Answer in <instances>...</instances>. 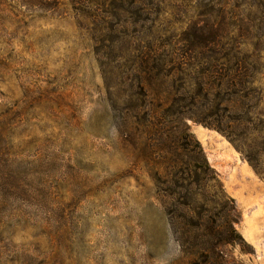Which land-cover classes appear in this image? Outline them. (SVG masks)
<instances>
[{
	"label": "rangeland",
	"instance_id": "obj_1",
	"mask_svg": "<svg viewBox=\"0 0 264 264\" xmlns=\"http://www.w3.org/2000/svg\"><path fill=\"white\" fill-rule=\"evenodd\" d=\"M200 210L264 264V0H0V264H185Z\"/></svg>",
	"mask_w": 264,
	"mask_h": 264
},
{
	"label": "trees",
	"instance_id": "obj_2",
	"mask_svg": "<svg viewBox=\"0 0 264 264\" xmlns=\"http://www.w3.org/2000/svg\"><path fill=\"white\" fill-rule=\"evenodd\" d=\"M220 78L224 79V82H221L223 80ZM220 78L216 83L217 89L225 86L230 91V96L233 97L235 95L237 75L233 74L232 77H229L224 73ZM228 106L229 109H234L235 107L231 98L228 99ZM235 120L233 119V121ZM246 160L257 172V164H254L253 160L248 157H246ZM198 169H202L206 176L208 174L207 179H205L206 182H216V175L207 164L206 159H204L203 165ZM203 213L204 210L196 212L193 219L187 223V229L184 232V244L182 245V255L185 258V264H227L220 248L225 244L234 242L232 238V235H236L233 228L234 221L225 220L226 217L223 218L219 212L206 218ZM180 217V214L176 216V218Z\"/></svg>",
	"mask_w": 264,
	"mask_h": 264
},
{
	"label": "crops",
	"instance_id": "obj_3",
	"mask_svg": "<svg viewBox=\"0 0 264 264\" xmlns=\"http://www.w3.org/2000/svg\"><path fill=\"white\" fill-rule=\"evenodd\" d=\"M198 134H199L200 136H205V137H207L206 134H205L203 131H198ZM244 171L248 173V169H247L246 167L244 168Z\"/></svg>",
	"mask_w": 264,
	"mask_h": 264
}]
</instances>
